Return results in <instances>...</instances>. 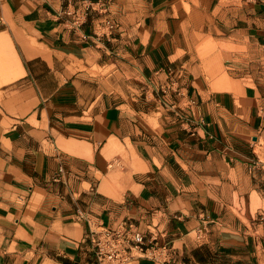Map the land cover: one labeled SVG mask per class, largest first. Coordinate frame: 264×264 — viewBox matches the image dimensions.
<instances>
[{"label": "crops", "instance_id": "obj_1", "mask_svg": "<svg viewBox=\"0 0 264 264\" xmlns=\"http://www.w3.org/2000/svg\"><path fill=\"white\" fill-rule=\"evenodd\" d=\"M82 1L0 0V264H264V0Z\"/></svg>", "mask_w": 264, "mask_h": 264}, {"label": "built area", "instance_id": "obj_2", "mask_svg": "<svg viewBox=\"0 0 264 264\" xmlns=\"http://www.w3.org/2000/svg\"><path fill=\"white\" fill-rule=\"evenodd\" d=\"M93 5V0H83L81 5L65 9V14L71 16L74 26L80 27L94 9ZM105 26L112 29L117 26V23L106 19ZM101 36L103 34H84L83 38L96 41L101 40ZM78 216L83 218L87 224L86 236L91 243L93 264H127L135 255L144 254H150L162 264L174 262L175 253L169 241L159 244L157 239L152 236L147 237L133 222L112 228L104 225L100 220L81 214ZM160 255H162L161 258Z\"/></svg>", "mask_w": 264, "mask_h": 264}, {"label": "rangeland", "instance_id": "obj_3", "mask_svg": "<svg viewBox=\"0 0 264 264\" xmlns=\"http://www.w3.org/2000/svg\"><path fill=\"white\" fill-rule=\"evenodd\" d=\"M256 63H258V62L256 61ZM242 67H243L242 69H245V66H244V65H242ZM225 70H227V68H225ZM225 70H224V71H225ZM257 70H261V69L258 68ZM253 71H255V69H254ZM249 72L251 73L252 71H249Z\"/></svg>", "mask_w": 264, "mask_h": 264}]
</instances>
